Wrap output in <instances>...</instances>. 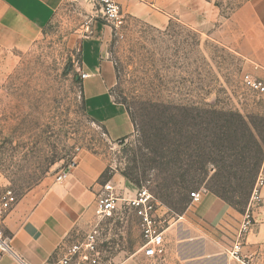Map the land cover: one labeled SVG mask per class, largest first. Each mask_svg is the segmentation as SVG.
I'll return each instance as SVG.
<instances>
[{
	"label": "rangeland",
	"instance_id": "rangeland-1",
	"mask_svg": "<svg viewBox=\"0 0 264 264\" xmlns=\"http://www.w3.org/2000/svg\"><path fill=\"white\" fill-rule=\"evenodd\" d=\"M209 1L220 5L221 18L206 32L174 18L166 29L128 15L119 27L109 24L108 51L116 67L112 93L135 124L123 143L112 140L89 116L75 81L80 40L93 11L100 9L97 1L94 6L67 1L31 47L0 58V201L9 191L15 197L0 214L3 237L9 235L5 218L21 206L14 219L18 224L45 189L86 153L106 161L108 176L128 172L140 179L139 188L157 195L163 174L157 162L162 160L153 146L160 141L151 143L149 135L176 126L181 147L198 133L209 141L217 118L210 104L242 113L264 139V96L242 81L255 53L254 33L249 37L254 22L239 9L250 0ZM226 18L233 20L223 27ZM182 156L184 166L189 159ZM205 168L208 175L194 171L187 192L190 203L192 191L207 190L214 167L206 161ZM160 207L166 216L178 214ZM236 209L243 211V203ZM115 227L117 235L103 244H123L131 252L142 243L135 219L117 221Z\"/></svg>",
	"mask_w": 264,
	"mask_h": 264
},
{
	"label": "crops",
	"instance_id": "crops-1",
	"mask_svg": "<svg viewBox=\"0 0 264 264\" xmlns=\"http://www.w3.org/2000/svg\"><path fill=\"white\" fill-rule=\"evenodd\" d=\"M67 1L75 0H0V58L16 50H26L41 37L57 10ZM94 6L96 0H83ZM124 15L137 17L159 28L166 29L171 20L208 31L221 18L219 9L209 0H118ZM98 3V2H96ZM243 17L254 22L250 33L255 35L253 63L264 65V0H250L243 5ZM238 11V10H237ZM88 32L79 44L80 72L89 74L81 79V92L87 113L107 130L112 140L133 135L135 124L128 109L112 93L116 83L115 63L109 55L108 39L111 26L96 9ZM223 27L232 23L226 18ZM249 22H247L248 26ZM251 39V35L249 36ZM261 74L260 71L257 72ZM78 78V76L76 77ZM106 161L94 154L78 156L60 180L45 189L17 224L14 219L22 209L18 206L5 218L9 229L7 237L16 254L31 264H56L63 242L84 240L100 224L96 264H243L228 250L237 240L239 228L247 210L239 211L208 190H202L201 199H192L189 206L176 217L166 216L165 253L159 258L144 254L139 218L133 210L122 209L113 220L99 221L95 216V202L102 192L101 175L107 169ZM260 170H264V161ZM110 181L120 197L119 205L136 196L139 187L127 178L114 174ZM263 202L255 211V225L246 236L242 254L252 264H264V187ZM135 219L142 243L128 252L125 245L103 244L117 235L115 223ZM0 264H19L0 246ZM71 264H92L80 257Z\"/></svg>",
	"mask_w": 264,
	"mask_h": 264
},
{
	"label": "trees",
	"instance_id": "trees-1",
	"mask_svg": "<svg viewBox=\"0 0 264 264\" xmlns=\"http://www.w3.org/2000/svg\"><path fill=\"white\" fill-rule=\"evenodd\" d=\"M75 81L80 83L81 77L78 75ZM210 107L211 113L217 118L209 141L205 140L206 136L198 133L191 135L192 141L189 140L190 143L181 147L177 141L179 132L176 126L173 130L159 128L158 133L152 132L148 137L151 143L159 139L160 142H155L157 146H153V152L162 160L157 162L163 174L160 183L156 185L157 195H154L161 205L178 214L190 204L187 192L191 179L196 177L194 171L200 170L208 175L206 161L214 167L213 175L207 181V190L235 208L243 203V209L248 204L256 176L264 161V139L260 129L240 112L217 109L214 104H210ZM125 138L118 141L123 143ZM192 144L195 148H192ZM183 154L189 159L184 166L181 158ZM196 157L200 160H194ZM108 171L107 168L101 175L102 183L112 177L107 175ZM123 175L138 187L141 186L139 178L128 172H123Z\"/></svg>",
	"mask_w": 264,
	"mask_h": 264
},
{
	"label": "built area",
	"instance_id": "built-area-1",
	"mask_svg": "<svg viewBox=\"0 0 264 264\" xmlns=\"http://www.w3.org/2000/svg\"><path fill=\"white\" fill-rule=\"evenodd\" d=\"M100 4V14L103 19L116 27L124 22L122 6L118 0H96ZM254 71L245 73L242 81L250 91L264 96V65L253 63ZM260 71L261 74L257 72ZM81 79L89 76L86 72H80ZM74 164V163H73ZM66 174L59 176L58 180ZM264 187V170H260L256 176L252 192L248 201V207L241 222L237 240L228 250L229 254L239 259L243 264H252L248 258L242 254L243 242L246 236L255 225V211L263 202L262 188ZM201 190L192 191L191 197L194 201L201 199ZM15 201L12 192L9 191L0 201V214L9 209ZM120 197L116 193L114 184L108 180L103 185L102 192L97 196L95 202V216L99 221L122 218L121 210H133L139 218V228L143 240L144 254L150 258L162 257L165 253V230L167 219L159 213L161 203L157 200L151 190L145 186L139 188L136 196L126 200L125 206L119 205ZM100 224L86 235L84 240L68 243L63 242L59 247V259L56 264H71L80 257L89 263L96 264L101 252L98 249V239L100 236ZM0 246L3 252L11 253L19 264H31L23 257L14 252L8 242L7 237L0 233Z\"/></svg>",
	"mask_w": 264,
	"mask_h": 264
}]
</instances>
